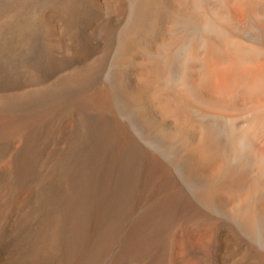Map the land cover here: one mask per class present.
Returning a JSON list of instances; mask_svg holds the SVG:
<instances>
[{
    "label": "bare ground",
    "instance_id": "1",
    "mask_svg": "<svg viewBox=\"0 0 264 264\" xmlns=\"http://www.w3.org/2000/svg\"><path fill=\"white\" fill-rule=\"evenodd\" d=\"M0 264H264V0H0Z\"/></svg>",
    "mask_w": 264,
    "mask_h": 264
}]
</instances>
